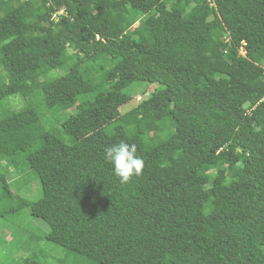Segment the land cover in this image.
<instances>
[{
  "label": "trees",
  "instance_id": "trees-1",
  "mask_svg": "<svg viewBox=\"0 0 264 264\" xmlns=\"http://www.w3.org/2000/svg\"><path fill=\"white\" fill-rule=\"evenodd\" d=\"M134 84L159 89L120 114ZM120 140L145 162L128 183ZM0 203L55 264H264V0H0Z\"/></svg>",
  "mask_w": 264,
  "mask_h": 264
},
{
  "label": "rangeland",
  "instance_id": "rangeland-1",
  "mask_svg": "<svg viewBox=\"0 0 264 264\" xmlns=\"http://www.w3.org/2000/svg\"><path fill=\"white\" fill-rule=\"evenodd\" d=\"M135 22L133 29L137 26V19ZM241 55H244V53L241 52ZM63 60L64 62L68 61L66 57ZM158 89L157 85L151 86L148 84L129 86L125 89V93L128 94L130 100L126 106L119 109L120 114L136 107L141 100H144L152 91ZM24 106L25 102L20 97H12L9 100V108L14 111ZM78 106H80L79 102L75 104V107ZM75 112L76 108H72L62 116L67 118ZM38 116L45 119L48 114L45 110H40ZM53 133H57L56 137L66 144H70V141L73 142V138L65 134L59 127ZM27 171L15 172L11 168H1V173L5 175L13 193L27 201L35 202L41 198L40 184L33 174L23 178L22 176ZM5 206L7 205L0 203V216L3 214ZM47 232L48 230L42 222L33 219L27 209L12 214L9 213L4 215V218L0 217V264H19L23 259L29 258H34L39 263L55 264L54 260L64 258L65 251L62 248L40 241L41 236H44Z\"/></svg>",
  "mask_w": 264,
  "mask_h": 264
},
{
  "label": "clouds",
  "instance_id": "clouds-1",
  "mask_svg": "<svg viewBox=\"0 0 264 264\" xmlns=\"http://www.w3.org/2000/svg\"><path fill=\"white\" fill-rule=\"evenodd\" d=\"M104 153L105 160L111 164L114 175L121 183H128L142 175L145 162L138 154L136 144L120 140L106 147Z\"/></svg>",
  "mask_w": 264,
  "mask_h": 264
}]
</instances>
